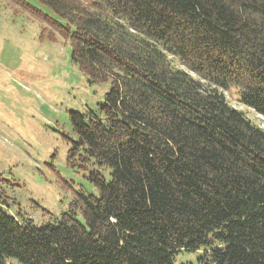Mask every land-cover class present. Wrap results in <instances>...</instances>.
Masks as SVG:
<instances>
[{"label": "trees", "instance_id": "1", "mask_svg": "<svg viewBox=\"0 0 264 264\" xmlns=\"http://www.w3.org/2000/svg\"><path fill=\"white\" fill-rule=\"evenodd\" d=\"M2 1L111 89L64 135L100 196L59 179L69 209L37 225L0 176V264H264V129L226 96L264 117V0Z\"/></svg>", "mask_w": 264, "mask_h": 264}, {"label": "rangeland", "instance_id": "2", "mask_svg": "<svg viewBox=\"0 0 264 264\" xmlns=\"http://www.w3.org/2000/svg\"><path fill=\"white\" fill-rule=\"evenodd\" d=\"M51 12L36 0H26ZM94 2L95 0H84ZM40 24L27 16L15 17L6 1L0 4V176L18 186L7 189L23 213L37 225L53 223L67 212L73 199L58 180L75 190L100 196L86 173L67 167L74 135L69 111L99 113L111 82L90 84L71 60L63 39L41 42ZM229 102L264 129V117L239 102L238 91L226 93ZM10 202L12 214L18 206ZM36 204L40 207L37 208ZM45 211V212H44ZM46 211L48 213H46ZM201 251L181 252L176 264H204ZM10 264H19L9 260Z\"/></svg>", "mask_w": 264, "mask_h": 264}]
</instances>
